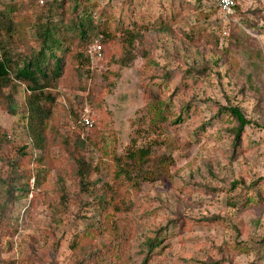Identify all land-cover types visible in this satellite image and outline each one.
I'll return each instance as SVG.
<instances>
[{
	"label": "rangeland",
	"instance_id": "1",
	"mask_svg": "<svg viewBox=\"0 0 264 264\" xmlns=\"http://www.w3.org/2000/svg\"><path fill=\"white\" fill-rule=\"evenodd\" d=\"M235 1L223 17L216 0H79L108 35L89 34L99 54L75 33L64 40L87 60L79 68L66 56L44 88L55 101L41 99L50 114L40 149L22 116L26 83L10 73L0 264H264V0ZM6 3L0 43L20 64L56 17L35 0H0V11ZM229 106L248 120L237 136ZM138 148L143 164L125 161Z\"/></svg>",
	"mask_w": 264,
	"mask_h": 264
},
{
	"label": "trees",
	"instance_id": "2",
	"mask_svg": "<svg viewBox=\"0 0 264 264\" xmlns=\"http://www.w3.org/2000/svg\"><path fill=\"white\" fill-rule=\"evenodd\" d=\"M43 6H46L45 12L48 17L56 18L51 23H46L41 29L37 30L36 36L40 44L37 50L34 52L30 51L25 60L22 59L21 63L17 64L11 58V53L7 47L8 45L0 43V89L10 82L11 74L15 79L26 83L29 93L25 97L26 114L22 116L26 118L27 133L33 146L39 149L43 146L44 120L47 119L50 114V110L45 109L42 105L41 99L43 101L47 100L50 103H54L55 101L54 93L52 91L43 92L44 88L55 86L57 78L60 77L64 71V59L66 56H69L72 61L76 62L79 68L83 64L82 61L87 60V58L82 57L80 52H68L67 44L64 40L69 37L68 35L70 33H75L78 39H85V41L89 43L93 41L91 37L89 38L90 32L96 29L95 35L99 38L102 35H108L106 27H109L108 24L106 26L107 22H105V24L104 22L100 23V21L93 23L89 9L86 6L80 5L79 0H50L45 2ZM13 9V4H4L3 9L0 11V16H3V20L8 22L4 24H10L9 15L10 11ZM69 13L72 18L65 22L63 18ZM3 29L4 37L8 36V40H11L10 28L3 25ZM127 40L130 42L131 37H127ZM56 50L61 54H56ZM86 57L90 58L87 54ZM223 109L228 111L229 115L238 121L239 125L235 134L237 136L240 128L248 122V120L243 117L242 113L235 106H229ZM147 153L146 149L138 148L137 150H130L127 152L124 158L125 161H134L141 166L147 158ZM76 163L82 164L81 159L78 158ZM117 166L119 167L117 171L119 174H124L127 180L132 179L128 172L123 171L118 162ZM77 169V175H79L78 180L82 183L84 180L82 165ZM19 189L24 190L25 188L21 186ZM105 196V192H100L95 195L101 206L99 208L100 211H105L107 209L104 208L106 206ZM107 206H117V204H107ZM114 209H116V207ZM149 242H151L150 239L147 243ZM118 245L117 243V246ZM153 245L155 244L153 243ZM243 249L246 248L244 247ZM114 255L117 256L116 253ZM146 259L147 256L143 257V264L146 263Z\"/></svg>",
	"mask_w": 264,
	"mask_h": 264
},
{
	"label": "built area",
	"instance_id": "3",
	"mask_svg": "<svg viewBox=\"0 0 264 264\" xmlns=\"http://www.w3.org/2000/svg\"><path fill=\"white\" fill-rule=\"evenodd\" d=\"M37 5H43L45 2L50 0H35ZM236 1L235 0H216L218 11L221 13L222 16H225L226 14L230 13L233 7L235 6ZM100 43L98 42V39H94L92 43L88 46V53H96L99 54L100 51ZM80 121L82 125L84 126H91L92 120L88 119L87 117L80 118Z\"/></svg>",
	"mask_w": 264,
	"mask_h": 264
},
{
	"label": "clouds",
	"instance_id": "4",
	"mask_svg": "<svg viewBox=\"0 0 264 264\" xmlns=\"http://www.w3.org/2000/svg\"><path fill=\"white\" fill-rule=\"evenodd\" d=\"M220 14H221V13H220ZM228 14H229V13H228ZM226 15H227V14H226ZM226 15H225V16H226ZM225 16H223V17H225Z\"/></svg>",
	"mask_w": 264,
	"mask_h": 264
}]
</instances>
